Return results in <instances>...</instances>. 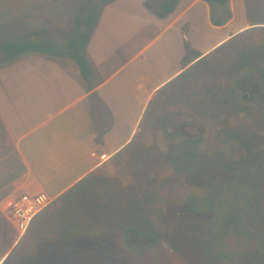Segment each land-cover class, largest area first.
I'll return each instance as SVG.
<instances>
[{
	"label": "crops",
	"instance_id": "0c3cea01",
	"mask_svg": "<svg viewBox=\"0 0 264 264\" xmlns=\"http://www.w3.org/2000/svg\"><path fill=\"white\" fill-rule=\"evenodd\" d=\"M162 2L115 0L100 11L87 47L88 82L69 58L29 54L0 65V264H88L97 226L107 225L112 211L121 216L106 206L113 194L106 185L122 178L142 124L176 97L189 107L190 70L257 25L248 20L246 0H230L233 18L221 27L204 0H181L166 18L154 12ZM83 6L32 11L30 35L64 43ZM195 35L201 56L184 64ZM164 90L172 100L158 105ZM38 193L51 203L22 235L9 206Z\"/></svg>",
	"mask_w": 264,
	"mask_h": 264
},
{
	"label": "rangeland",
	"instance_id": "374dc122",
	"mask_svg": "<svg viewBox=\"0 0 264 264\" xmlns=\"http://www.w3.org/2000/svg\"><path fill=\"white\" fill-rule=\"evenodd\" d=\"M85 1L0 0V44L36 39L26 25L32 11H60L83 6ZM246 4L248 20L257 25L221 44L213 56L190 70L191 105L185 108L173 96V105L156 113L154 122L147 119L128 146L122 178L106 185L113 192L106 206L119 208L121 216L112 211L107 225L97 226L98 241L90 243L88 264H264V100L260 106L243 108L233 83L246 66L264 81V0H246ZM198 36L192 38L196 52ZM166 95L165 90L160 92L156 103H170L172 98ZM191 107L193 113L201 109L192 114ZM192 120L203 125L207 143L198 176L190 172L192 159L186 153H169L180 143L175 136ZM162 127L170 136L157 133ZM143 136L150 145L141 144ZM221 175L223 183L201 186L210 183L211 176ZM134 228L143 233L145 242L156 239L152 228L162 240L140 251L143 239L126 235ZM79 258H84L83 253Z\"/></svg>",
	"mask_w": 264,
	"mask_h": 264
},
{
	"label": "trees",
	"instance_id": "16d2710c",
	"mask_svg": "<svg viewBox=\"0 0 264 264\" xmlns=\"http://www.w3.org/2000/svg\"><path fill=\"white\" fill-rule=\"evenodd\" d=\"M113 1L115 0H86L85 5L80 8L74 18L71 33L64 43H60L52 38L46 37L43 34H35L36 39L26 38L17 42H9L3 45L0 44V65L5 64L9 60L18 59L29 54H42L53 59L69 58L77 64L80 69L81 76L86 82H88L90 76V64L87 59V47L91 31L96 23L97 16L100 11ZM180 1L181 0H163V2L154 9V12L158 17L166 18L169 14L175 11ZM204 1L210 6L211 22L214 26H224L233 18L230 0ZM190 55V57L186 56L184 64H187L191 59L194 60L201 56V54L196 51H193ZM222 176L223 175H221L220 178L214 176L211 182L206 183L204 186L206 187V185H208L210 187L215 185L216 181H221L223 183L225 180H223ZM251 191L253 193V190ZM183 217L184 219L182 221L184 222L186 216L183 215ZM152 233L153 236L155 234L156 239L153 238L151 242H145L146 238L143 237V233L136 228L131 230L128 229L126 235H128V237L130 236L129 238H132V235H135L140 237L141 240L143 239L144 246L142 245L143 248L140 250L142 251L151 247L152 243H159L160 240H162V235L157 236V232L154 228H152Z\"/></svg>",
	"mask_w": 264,
	"mask_h": 264
},
{
	"label": "flooded vegetation",
	"instance_id": "af4514ba",
	"mask_svg": "<svg viewBox=\"0 0 264 264\" xmlns=\"http://www.w3.org/2000/svg\"><path fill=\"white\" fill-rule=\"evenodd\" d=\"M234 83V89L235 93L239 94V102L245 107L250 106H260L263 103L264 100V81L260 76H258L255 71H253L250 67L246 66L241 69L239 77L233 81ZM201 109L200 107H197L194 112V108L191 107L190 113L196 114L197 111ZM218 113V112H217ZM190 115V118L193 115ZM201 114H204L201 112ZM202 116V115H199ZM199 116H197L199 118ZM220 119V118H219ZM164 123V122H163ZM200 122H194L193 120L191 122H188L187 124L183 125L181 128V133L178 136H175L176 141L180 142L177 143V146H173V151L169 152L170 155L174 154V152L177 153H186V156L188 159H192L191 164V170L190 172L193 174L195 173L196 176L199 173V171L203 168V161L205 160L202 155V148L204 146H207L206 138L201 133L203 125H199ZM218 128L220 129V121L217 122ZM164 127L157 129V133L162 137L170 136L164 131ZM170 134V133H169ZM161 139V138H160ZM158 140V142L160 141ZM207 155H205L206 157ZM207 160V159H206ZM218 177V176H217ZM214 176H211V179H213ZM220 178V177H218ZM204 187V185H201Z\"/></svg>",
	"mask_w": 264,
	"mask_h": 264
},
{
	"label": "built area",
	"instance_id": "2783aa9c",
	"mask_svg": "<svg viewBox=\"0 0 264 264\" xmlns=\"http://www.w3.org/2000/svg\"><path fill=\"white\" fill-rule=\"evenodd\" d=\"M106 155L102 156L104 159ZM51 203L46 193L22 194L16 197L9 206V215L16 222L18 231L25 234L33 220Z\"/></svg>",
	"mask_w": 264,
	"mask_h": 264
}]
</instances>
